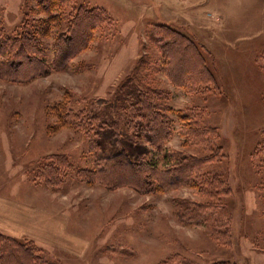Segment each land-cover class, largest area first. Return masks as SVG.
<instances>
[{
  "label": "rangeland",
  "instance_id": "1",
  "mask_svg": "<svg viewBox=\"0 0 264 264\" xmlns=\"http://www.w3.org/2000/svg\"><path fill=\"white\" fill-rule=\"evenodd\" d=\"M44 2L0 0V25L34 37L47 63L73 7L99 10L101 21L85 30L87 44L63 70L27 83L0 79V235L50 264H264V0H69L48 11ZM166 31L182 35L202 61L206 77L196 87L168 75L192 73V64L166 45ZM128 78L162 91L155 101L172 129L156 150L124 127L123 111L110 110L140 144L131 151L163 170L175 158L217 147L203 173L218 181L211 191L223 192L183 184L143 193L82 178L93 166L92 137L61 127L57 116L113 99ZM193 127L206 133L188 135ZM45 165L55 172L52 185L42 182ZM118 172L139 175L124 162ZM185 201L209 203L204 221L180 220Z\"/></svg>",
  "mask_w": 264,
  "mask_h": 264
},
{
  "label": "trees",
  "instance_id": "2",
  "mask_svg": "<svg viewBox=\"0 0 264 264\" xmlns=\"http://www.w3.org/2000/svg\"><path fill=\"white\" fill-rule=\"evenodd\" d=\"M44 1L43 8L45 11L51 7L65 6L64 4L69 2V0ZM72 10L75 11L71 16L66 15L69 16L67 29L60 32L54 40L53 58L50 63L40 57L39 42L34 37L28 34L10 35L0 25V79L15 83H27L37 77L45 76L51 71L63 70L68 62L87 44L89 36L85 38V30L87 29V33L94 26H98L101 21L99 10H88L80 6L73 7ZM81 28L83 29L80 31ZM166 32L172 34L171 41L167 42L166 45L177 46L182 53L188 56L192 64V73L187 72L181 75L176 68L178 78L167 72L168 75L179 86L196 87V82L201 79L202 82L206 77V72L202 75V70H204L201 66L202 61L194 51L192 55L189 53L187 43L182 35L174 31ZM81 35L84 38H81ZM157 41L162 43L159 37ZM166 45L163 46L164 53L169 55L172 48H167ZM181 59L183 62L185 56L184 58L180 57L179 62ZM169 60L170 57L167 61ZM160 93L162 91L143 89L134 79L128 78L120 85L113 99L96 101L94 104L96 108L79 111L67 110L64 111L63 117L58 114L57 120L61 127L74 128L85 134L89 133L92 137L93 166L89 171H80L82 178H86L87 174L90 176L87 178L88 182L96 180L112 188L128 184L133 188L142 190L143 193L163 191L183 184L194 187L199 184L198 186L204 189L205 187L209 188L208 185H213L215 181L218 183L216 179H207L203 173L204 166L217 158L219 151L217 147H209V152L205 155L189 154L175 158L173 163L163 170H158L155 163L142 162L140 156L143 152L134 153L131 151V148L134 150V147H139L140 144L129 140L125 130L119 126V118L116 115L112 116L110 110L119 109L123 111L124 127L130 126L136 130L140 136L143 135L145 143L157 150L166 140L170 139L172 134L171 120L164 114L165 108L159 106L155 101L159 98ZM119 116L121 117L120 114ZM187 131L189 132L188 135L195 136L206 133L200 127H193ZM143 149L146 151L145 147ZM50 158L54 160L55 167L58 166L55 159L63 160L62 156L55 159ZM123 162L130 169L138 171L139 175L134 179L116 177L115 174L119 173L118 170L121 169ZM48 166L45 165L46 170L43 169L40 175L44 184L52 185L54 184L55 172H51L53 168ZM172 175H175L174 178H171ZM211 190L208 189L210 194L223 192L222 189ZM205 208H209V203L195 202L192 204L185 201L181 203L178 216L184 223H200L206 217ZM33 250H22L20 244L0 235V264H9L10 261H13V264H50L49 260L42 258L40 252L35 253ZM169 261L164 263L167 264ZM179 264L195 263L180 260ZM211 264L231 263L222 260Z\"/></svg>",
  "mask_w": 264,
  "mask_h": 264
}]
</instances>
